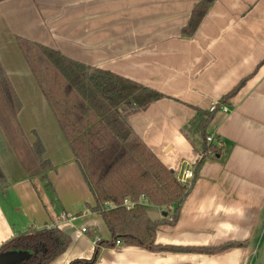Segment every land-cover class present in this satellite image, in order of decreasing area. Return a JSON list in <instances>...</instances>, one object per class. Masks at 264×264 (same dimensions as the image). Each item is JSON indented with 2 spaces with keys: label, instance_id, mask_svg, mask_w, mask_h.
Returning <instances> with one entry per match:
<instances>
[{
  "label": "crops",
  "instance_id": "crops-1",
  "mask_svg": "<svg viewBox=\"0 0 264 264\" xmlns=\"http://www.w3.org/2000/svg\"><path fill=\"white\" fill-rule=\"evenodd\" d=\"M203 1L0 0V63L22 104L16 128L22 141H9L0 121V167L7 181L0 183V250L30 229L57 227L71 245L51 264H71L91 260L98 241L112 240L19 46L24 40L163 94L127 121L176 177L184 169L196 173L178 222L160 226L155 245L197 252H153L122 242L101 247L96 264H257L264 247V0H216L189 36L193 10ZM214 104L219 111L206 133L222 144V155L193 167L199 137L187 133ZM38 140L53 168L31 176ZM148 208L154 222L174 210ZM229 243L242 246L217 250Z\"/></svg>",
  "mask_w": 264,
  "mask_h": 264
},
{
  "label": "trees",
  "instance_id": "trees-1",
  "mask_svg": "<svg viewBox=\"0 0 264 264\" xmlns=\"http://www.w3.org/2000/svg\"><path fill=\"white\" fill-rule=\"evenodd\" d=\"M215 1L204 0L194 8L187 35L192 36L196 32ZM19 46L95 198L93 211L101 215L112 235L109 243L98 241L91 260H78L71 264H96L100 248L116 246L117 241L153 252H197L196 249L155 245L157 229L178 222L180 210L193 190L195 181L191 185L180 183L176 175L141 141L127 121L129 115L146 110L166 97L113 73L73 62L43 46L24 40H19ZM245 83L246 80L227 98L235 96ZM0 89L17 124L22 104L1 63ZM213 114L199 113L187 133V137L189 133L198 135L200 146L193 142V147L202 160L222 155L223 147L219 146L218 140L212 144L207 142L209 135L206 129ZM33 152L38 174L49 172L53 166L43 159L45 149L39 140L34 144ZM0 183L3 187L7 185L1 167ZM141 196L162 210H174L169 212L170 216L154 222L149 218L147 209L140 205L132 210L123 207L125 200L138 202ZM111 204L118 208L109 209L107 205ZM51 205L56 214H61L56 199L52 200ZM170 217L173 221H169ZM70 245L71 238L57 227L41 231L30 229L3 247L0 254L27 251L30 257L21 264H51ZM235 246L242 245L229 243L217 250L224 251ZM217 250L199 251L212 253Z\"/></svg>",
  "mask_w": 264,
  "mask_h": 264
},
{
  "label": "built area",
  "instance_id": "built-area-1",
  "mask_svg": "<svg viewBox=\"0 0 264 264\" xmlns=\"http://www.w3.org/2000/svg\"><path fill=\"white\" fill-rule=\"evenodd\" d=\"M219 106L218 104H214L212 105L211 109H210V113H216L219 111ZM223 112L227 113L228 112V108L227 107H223ZM216 141L215 137L214 136H211L209 135L208 138H207V142L209 144H212ZM219 146L221 147L222 144L219 143ZM202 161V156L200 155H197V160H196V163L193 167H197L198 164ZM178 181L182 184H185V185H191L195 179H196V173H195V170L194 169H184L182 171V173L177 177ZM136 205H140L144 208H148L150 205H152L150 203V201L145 197V196H141L139 201L138 202H133V201H130L129 199L125 200L124 203H123V207L124 208H127V210H132L134 209V207ZM107 207L109 209H117L118 207L114 204H111V205H107ZM87 214H89V211L87 212ZM170 221H173V218H170ZM48 228H54V227H48ZM87 230L88 228L87 227H83L81 229V232L83 234H86L87 233ZM121 242L120 241H117L116 242V245H120Z\"/></svg>",
  "mask_w": 264,
  "mask_h": 264
},
{
  "label": "rangeland",
  "instance_id": "rangeland-1",
  "mask_svg": "<svg viewBox=\"0 0 264 264\" xmlns=\"http://www.w3.org/2000/svg\"><path fill=\"white\" fill-rule=\"evenodd\" d=\"M0 121H1V125L3 126V130L5 132V135H6V137L8 138L9 141L11 140V138L13 140H16L17 142L22 141L21 136H19L18 134H16L17 124L14 121L13 116L8 113V108L6 106V101L4 99V96H3V93L1 92V90H0ZM25 152H26V149H25L24 154H23V156L25 155V158H26L27 157V154H25ZM32 153L34 155V152H32ZM34 157H35V155H34ZM27 164L29 165V162ZM38 171H39L38 167H37L36 170H32L31 171V176H35L36 174H38ZM35 181H36L37 185L39 186L40 180L39 179H35ZM41 193L44 194V188L41 191ZM148 212L150 214H152L151 216L153 218L160 217L158 210H153V209L148 208ZM10 247H13V246H10Z\"/></svg>",
  "mask_w": 264,
  "mask_h": 264
},
{
  "label": "water",
  "instance_id": "water-1",
  "mask_svg": "<svg viewBox=\"0 0 264 264\" xmlns=\"http://www.w3.org/2000/svg\"><path fill=\"white\" fill-rule=\"evenodd\" d=\"M30 257L27 251H10L0 254V264H21ZM257 264H264V247L261 250Z\"/></svg>",
  "mask_w": 264,
  "mask_h": 264
}]
</instances>
